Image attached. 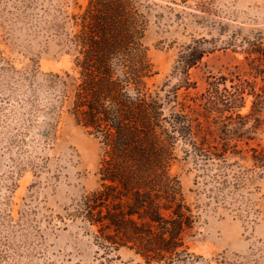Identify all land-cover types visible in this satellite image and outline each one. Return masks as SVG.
Listing matches in <instances>:
<instances>
[{"label":"rangeland","instance_id":"obj_1","mask_svg":"<svg viewBox=\"0 0 264 264\" xmlns=\"http://www.w3.org/2000/svg\"><path fill=\"white\" fill-rule=\"evenodd\" d=\"M136 1L152 64L148 92L176 93L198 114L209 92L255 80L245 56L251 42L264 47V0ZM86 3L0 0V264H148L125 246L104 251L96 227L73 215L81 196L101 184V144L70 110L77 69L68 35L71 16ZM198 46L205 53L187 69L185 88L179 57ZM247 88L235 113L250 111ZM209 115L223 119L215 110ZM254 137L238 142L243 152L210 166L186 157V142L174 139L169 173L194 219L184 239L192 259L174 264H264V167L248 149L264 148V125Z\"/></svg>","mask_w":264,"mask_h":264},{"label":"trees","instance_id":"obj_2","mask_svg":"<svg viewBox=\"0 0 264 264\" xmlns=\"http://www.w3.org/2000/svg\"><path fill=\"white\" fill-rule=\"evenodd\" d=\"M71 18L68 40L76 52L77 76L70 110L102 148L100 187L81 196L73 215L96 227L95 239L106 252L125 246L148 264L191 260L184 239L194 219L179 180L169 173L173 141L183 138L186 157L201 165H221L227 153L243 152L238 142L248 144L264 125V47L248 44L245 59L255 80L244 79L231 92L223 88L226 94L209 92L204 111L195 114L176 93L161 97L146 90L152 64L140 42L146 20L136 0H87ZM204 53L198 46L180 55L177 68L185 88L191 84L187 69ZM246 88L251 108L241 115L233 107ZM213 110L219 118L228 113L214 119ZM217 120L221 125L211 128ZM248 149L254 164L264 167V148L258 143Z\"/></svg>","mask_w":264,"mask_h":264}]
</instances>
